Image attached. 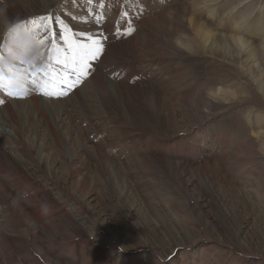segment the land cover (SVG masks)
<instances>
[{
  "label": "rangeland",
  "instance_id": "1",
  "mask_svg": "<svg viewBox=\"0 0 264 264\" xmlns=\"http://www.w3.org/2000/svg\"><path fill=\"white\" fill-rule=\"evenodd\" d=\"M229 8L0 0L5 56L20 49L27 55L16 59H30L35 45L22 26L48 16L60 51L63 27L103 45L81 82L53 89L66 95L31 84L13 95L0 90V123L11 132L0 131V245L12 251L11 264H264L263 152L250 127L257 109L236 96L248 91L239 67L217 48L207 52L190 22L229 36L237 25L219 22ZM258 18L264 5L247 27Z\"/></svg>",
  "mask_w": 264,
  "mask_h": 264
},
{
  "label": "bare ground",
  "instance_id": "2",
  "mask_svg": "<svg viewBox=\"0 0 264 264\" xmlns=\"http://www.w3.org/2000/svg\"><path fill=\"white\" fill-rule=\"evenodd\" d=\"M245 1H247V0H194L195 6H197V7L201 6L204 8L208 6V8L212 9V10H214V8L217 5H219V6L222 5L223 2H224V5L225 4L230 5V8L227 10L226 17L225 18L223 17L222 20H220L221 18L219 19L220 23L221 22L222 23L227 22V23H234L235 25H237V27H235V28L233 27L234 31H232V34L229 36L226 35L224 32L211 33V31L208 28L209 27L208 24H198L194 18H191L190 22L193 23L191 25V27L196 29V30L195 29L193 30V31H196V35L199 36L201 39L203 38V41L206 42L205 49L207 50V52H212L215 48H217L220 51V54H223L222 56H225V59H230V61L233 64H236L239 67L241 75L238 74V77L241 79V81H243V83L246 84L248 91H246V92H237L236 91V96L240 97L241 99L247 98L249 100V102H251L253 104V106L257 109V113L254 112L255 114L252 117V122L250 123V125H251L250 127L252 130L251 132L258 139L257 141L259 142V145L261 144L262 152L264 153V129H261L263 124H264L263 123L264 122V25H263L264 19L258 18L256 20L257 26L255 27V29L253 27L250 29L247 27V25L249 24V19L251 17H254V15L259 13L261 11V9L263 8L264 0L261 1V3H260L261 6L259 8H258L259 4L258 5L256 4L253 6V2L255 0L250 1V3H252V4H250L248 2L247 4H244L243 7H241V5ZM215 3H217V4H215ZM236 9H238L237 12L234 15H232L233 10L235 11ZM228 17H229V19H228ZM213 18L215 20H218L219 15H217V17L214 16ZM261 21H263V22H261ZM262 25H263V27H262ZM241 29H243V30L241 31ZM245 35H248V36L245 37ZM249 35L258 37L259 41L256 42L255 40H257V39L249 38ZM191 41H192L191 43H193L195 41L194 38H192ZM183 45H184V43H183ZM189 45H191V44H189ZM185 47L187 49H190V51L193 50L192 48H189L188 45H186ZM242 48H244V50H245L244 52H242ZM240 64L244 65V67H240L239 66ZM93 76H96V75L94 74ZM98 80H100V79H98ZM90 84H92V83H90ZM239 94H242V95L239 96ZM243 94L245 95V98L242 97ZM230 97H231V95H230ZM212 100L213 99L207 97L206 105H211L210 102ZM225 100H229V102H231V101L233 102V99H231V98L225 97ZM238 102L243 103L245 101L242 100V101H238ZM246 103L247 102H245V104ZM34 106H35L37 112L39 111V109H41L36 100H34ZM230 107H231V105H230ZM5 111H6V116L9 117L10 121L14 122L15 121V112L13 111L12 107L9 104L6 106ZM41 112L43 113L44 110L42 109ZM47 116L48 115L45 113L44 119L47 120ZM15 126H17V125H15ZM247 127H249V126H247ZM7 128H9L8 124H5V122L0 123V131L2 133H4V134L11 133V132H9V130ZM247 131L248 130L246 129V134L244 135L245 137H249V136H247L248 135ZM13 134L16 136L17 139H20V137H18L14 132H13ZM263 153H262V155L260 153V160H263V162H261V163H264ZM1 159L2 158L0 157V161L2 162ZM3 186L4 185H2V188H3ZM3 189L5 191H8L9 193L12 190L11 189L9 191V189L6 186ZM0 192H2V191H0ZM261 197H262V195H261ZM17 201L18 200H16L15 203H17ZM21 207L25 211L26 210L30 211V215L34 214L30 209H28L26 204H21ZM2 238H3V232H2V230H0V239H2ZM13 259L14 258L12 256V251L10 250V248L8 246H6L4 243H2L0 245V261L2 263L5 262L7 264H11V263H13Z\"/></svg>",
  "mask_w": 264,
  "mask_h": 264
},
{
  "label": "snow or ice",
  "instance_id": "3",
  "mask_svg": "<svg viewBox=\"0 0 264 264\" xmlns=\"http://www.w3.org/2000/svg\"><path fill=\"white\" fill-rule=\"evenodd\" d=\"M52 23L53 17L48 16L31 20L22 26L27 39L35 45L31 58L28 60L16 59L18 56L27 55L24 50H9L5 56L3 48H0V90L13 95V89L31 84L45 87L44 95H66L67 93L63 89L60 93H56L53 89L61 82L71 89L87 76L90 61L100 55L103 45L91 36L86 38L88 42L77 40L75 33L69 36L70 30L63 27L64 36L62 39L67 47L60 51L59 46L56 45V33ZM59 23L63 24L62 21ZM131 31L129 30V34ZM17 38L16 30L11 29L8 42L15 43ZM41 49L44 51L42 52ZM50 52L55 54L53 59H48ZM41 57L43 58L41 59ZM5 59L12 61L7 70L3 68ZM68 75L74 79L68 80Z\"/></svg>",
  "mask_w": 264,
  "mask_h": 264
},
{
  "label": "clouds",
  "instance_id": "4",
  "mask_svg": "<svg viewBox=\"0 0 264 264\" xmlns=\"http://www.w3.org/2000/svg\"><path fill=\"white\" fill-rule=\"evenodd\" d=\"M3 14V12L2 11H0V15H2Z\"/></svg>",
  "mask_w": 264,
  "mask_h": 264
}]
</instances>
